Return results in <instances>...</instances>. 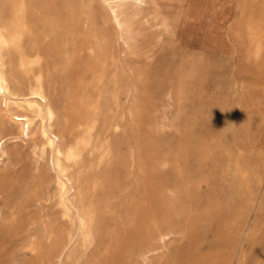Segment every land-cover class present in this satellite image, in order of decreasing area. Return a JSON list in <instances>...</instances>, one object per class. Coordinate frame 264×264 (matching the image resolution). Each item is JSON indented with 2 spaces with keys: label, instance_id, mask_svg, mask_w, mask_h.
<instances>
[{
  "label": "rangeland",
  "instance_id": "1",
  "mask_svg": "<svg viewBox=\"0 0 264 264\" xmlns=\"http://www.w3.org/2000/svg\"><path fill=\"white\" fill-rule=\"evenodd\" d=\"M73 1L110 37L102 136L81 165L100 181L98 244L79 264H264V92L239 1L150 0L130 47L101 0ZM43 73L63 110L72 71L48 63ZM16 74L17 91H27V72L16 66ZM12 131L0 161V264H57L23 247L42 205L54 235L71 225L45 199L33 135ZM107 133L113 154L100 161Z\"/></svg>",
  "mask_w": 264,
  "mask_h": 264
},
{
  "label": "bare ground",
  "instance_id": "2",
  "mask_svg": "<svg viewBox=\"0 0 264 264\" xmlns=\"http://www.w3.org/2000/svg\"><path fill=\"white\" fill-rule=\"evenodd\" d=\"M238 1L243 16L248 18L245 52L255 58L254 65L259 70L255 85L264 92V0ZM101 2L110 14L116 39L130 47L134 19L143 13L150 0ZM81 12L79 15L73 0L64 6L57 0H0V111L3 114L0 161L8 155L4 144L12 128L22 136L33 135L38 154L35 163L41 170L45 199L53 200L57 212L71 225L67 232L54 235L48 219L50 210L45 205L38 214L29 216L23 247L36 253L41 263L49 255L56 258L57 264H79L98 244L100 181L89 179L81 165L86 161V152L102 136L99 128L109 75L110 37L94 22L89 9ZM48 63L63 64L72 71L70 99L63 110L43 73ZM16 66L29 76L27 91H17ZM118 70L111 77L116 111L122 92ZM132 93L133 88L129 87L127 95ZM98 147L100 161L113 154L109 133ZM41 198L42 195L35 200ZM48 241L53 246L46 251Z\"/></svg>",
  "mask_w": 264,
  "mask_h": 264
}]
</instances>
